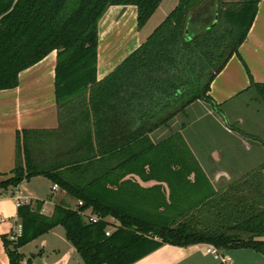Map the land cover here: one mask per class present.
Here are the masks:
<instances>
[{"label":"trees","instance_id":"trees-1","mask_svg":"<svg viewBox=\"0 0 264 264\" xmlns=\"http://www.w3.org/2000/svg\"><path fill=\"white\" fill-rule=\"evenodd\" d=\"M260 1L178 0L99 79V23L109 7L135 6L140 31L162 0H0V90L56 50L60 121L18 131L16 165L0 188L45 176L82 202L50 215L42 201L21 203L22 234L4 237L8 264H25L20 248L59 225L85 264H132L165 243L264 253V164L215 189L180 131L158 142L150 136L196 101L218 106L211 83L239 53ZM251 87L264 102V82ZM130 175L158 183L144 188ZM87 210L101 218L88 221Z\"/></svg>","mask_w":264,"mask_h":264},{"label":"crops","instance_id":"crops-1","mask_svg":"<svg viewBox=\"0 0 264 264\" xmlns=\"http://www.w3.org/2000/svg\"><path fill=\"white\" fill-rule=\"evenodd\" d=\"M161 4H166L165 16H167L178 4V0H167V2L162 0ZM129 7L133 6L112 5L100 20L97 69L99 79L114 70L150 35L145 37L140 35V31L144 27L140 31L137 30V8L135 6L134 14L127 10L123 11L121 16H117L118 8L120 11L122 8ZM127 17L132 23L126 22ZM107 27L110 28V31L112 29L116 32L122 31L121 34H128L129 38L133 36L135 42L134 47L116 62L112 59L116 52H106L104 49ZM56 63L57 51L54 50L37 64L23 70L19 75V84L16 87L0 90V180L9 177L16 165L18 131L23 129L52 130L59 127L55 92ZM253 81L255 83L264 82V0L259 2L255 21L246 40L239 47V53L230 58L224 69L212 81L210 95L218 106H222L233 100H238L240 96L248 94L251 90H255L251 87ZM196 103L200 106L210 104L196 101L187 108ZM182 125L180 126L181 130L185 129L183 128L185 124L183 127ZM156 131L150 135L153 141ZM182 136L186 141V137L183 134ZM247 147L251 148V145L247 143ZM260 148L264 147H258V149ZM262 164L264 162L255 168ZM220 170L218 173L229 175L225 169ZM205 173L208 178H211L210 173L206 170ZM128 177L136 180L144 188L158 183L155 180L143 181L137 175ZM210 181L214 188L218 189L214 182ZM55 185L45 176H34L22 181L17 187L0 188V264L9 263L4 237L11 238L17 225L21 222L18 217L19 203L33 202L35 205L36 201H42V212L48 215L59 204L72 208L78 206L77 199L69 195L59 185ZM162 185L167 188L166 193L169 194L168 184ZM228 185L230 183L226 186ZM182 200L181 197L177 203L182 204ZM209 246L211 244L208 243L187 246L165 243L132 264H264V253L253 248H217L218 256H216L208 251ZM20 251L25 256L24 261L27 262L30 259L31 264H85L74 245L67 239L66 231L61 225L22 246Z\"/></svg>","mask_w":264,"mask_h":264},{"label":"rangeland","instance_id":"rangeland-1","mask_svg":"<svg viewBox=\"0 0 264 264\" xmlns=\"http://www.w3.org/2000/svg\"><path fill=\"white\" fill-rule=\"evenodd\" d=\"M165 5L159 6L140 31L142 37L148 36L166 17ZM117 10V16L127 10L131 14L135 13L134 6ZM128 17L125 20L130 24L132 21ZM111 31L110 28L105 31L104 49L106 52H116L112 58L116 62L134 47L135 42L133 36L129 38L128 34H121L122 31ZM183 123L186 127L181 130ZM170 126L157 129L153 135L154 141L167 137L171 130L181 131L196 160L201 163L200 167L211 174L209 179L218 189L224 188L232 180L252 175L257 169L255 167L264 162V148L258 149L264 147V102L256 90L222 106H200L196 103L186 108L185 113L181 112L174 117ZM247 143L251 148L247 147ZM220 169H225L229 175L218 173ZM262 171L264 172L260 169L261 173ZM164 188L167 192V188Z\"/></svg>","mask_w":264,"mask_h":264},{"label":"built area","instance_id":"built-area-1","mask_svg":"<svg viewBox=\"0 0 264 264\" xmlns=\"http://www.w3.org/2000/svg\"><path fill=\"white\" fill-rule=\"evenodd\" d=\"M57 186V184L55 185ZM21 203H19L20 205ZM79 204H82V202L80 201ZM84 217L85 219H87L88 221H97L98 219H100L101 217H99L96 214H93L91 210H87L84 213ZM111 231L110 229L106 232L107 235H110ZM22 234V224L21 222L17 225V228L14 232V234L12 235V239H17V237H19ZM208 251L215 254L216 256H218V249L216 246H214L213 244H211V246H209ZM25 264H27L26 261H23Z\"/></svg>","mask_w":264,"mask_h":264}]
</instances>
